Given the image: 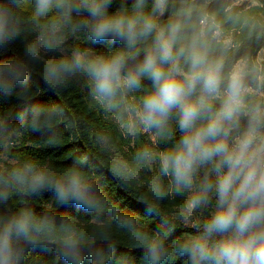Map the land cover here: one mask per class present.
<instances>
[{"label": "clouds", "instance_id": "1", "mask_svg": "<svg viewBox=\"0 0 264 264\" xmlns=\"http://www.w3.org/2000/svg\"><path fill=\"white\" fill-rule=\"evenodd\" d=\"M114 2L0 0V96H27L35 64L43 65L42 78L53 90L84 78L90 97L108 109L119 107L127 92L140 90L142 81L149 80L151 90L131 106L135 120L168 139L175 136V120L180 132L172 149L160 154V176L151 190L157 199L189 193V213L211 208L206 219L193 225L192 234L174 242L172 251L185 264H264V131L259 110L240 130L246 92L241 76L233 73L225 82L222 65L209 60L197 38L186 41L180 35V22L156 23L153 16L164 14L168 0H153L150 14L143 12L145 0H135L131 15L111 10ZM81 34L86 43L118 42L120 47L104 55L69 44ZM17 41L24 42V59L5 57ZM217 99L221 104L214 109ZM57 112L49 109L47 115ZM45 113L30 105L15 116L22 127L36 130L47 122L41 119ZM139 156L154 159L148 150ZM77 159L60 173L32 162L0 172V205L14 196L26 205L24 198L51 193L59 206L110 212L137 239L146 264H165L171 252L164 240L144 233L134 217L109 203L82 166L87 157ZM163 179L169 181L167 189ZM93 245L63 218L38 215L31 207L0 214V264H24L28 251L41 247L50 248L61 264H102L115 254Z\"/></svg>", "mask_w": 264, "mask_h": 264}, {"label": "trees", "instance_id": "2", "mask_svg": "<svg viewBox=\"0 0 264 264\" xmlns=\"http://www.w3.org/2000/svg\"><path fill=\"white\" fill-rule=\"evenodd\" d=\"M134 4L135 0H115L111 10L131 15L135 11ZM152 6L153 0H145L143 12L152 13ZM153 19L160 26L180 22L184 26L180 35L186 41L197 38L206 47L209 60L222 65L221 74L225 82L233 73L240 75L246 88L240 130L247 126L257 110L261 113L259 126L264 130V54L260 56L264 49V0L252 3H236V0H168L164 14H155ZM151 40L152 37H149L146 44H150ZM69 44L90 48L96 54L104 55L120 47L118 42L86 43L83 34L75 41L70 40ZM140 47H145V44ZM23 48L24 42L17 41L4 56L24 59ZM142 56L143 53L141 59ZM183 66L187 70V65ZM42 71V64L31 67V87L27 96L21 99L15 95L0 96V152L12 133L20 137L11 154L14 162L0 165V172L7 173L26 162H32L60 173L79 163L78 157H87V162L82 166L99 193L109 203L118 204L125 214L134 217L136 226L144 233L164 240L165 247L171 252L165 264H185L184 258L172 250L177 239L194 232L193 225L181 216L187 211L189 193L171 192L164 199H157L151 189L160 176L159 160L151 168L149 160L139 156L144 150L152 154L171 150L174 140L180 136L175 120L171 121L175 133L173 139L149 130L155 136L153 142L148 133L138 131L133 145L129 143L127 149L123 134L113 120L117 116L122 121H128L126 100L138 105L140 97L151 90V82L144 79L140 90L127 92L125 101L119 107L108 109L90 97L84 78L72 79L65 86L53 90L43 80ZM220 104L219 99L213 101L214 109H218ZM30 105L46 110L41 119L47 122L42 123L40 129L22 127L15 116L16 112L25 111ZM53 108L58 112L48 117L47 110ZM104 135L108 137V145L101 142ZM117 135L121 142L116 140ZM163 184L167 189L169 181L163 179ZM24 199L26 205L21 203L20 197L14 196L6 205H0V214H14L20 207H31L38 215L48 213L63 218L68 226L82 233L88 243L94 242V247L106 251L111 248L115 254L103 260L102 264H146L144 250L138 246L137 239L129 231L121 229L110 212L95 214L72 205L59 206L51 193ZM146 205H151L155 211ZM210 211L211 208L197 210L193 214L203 221ZM24 264L61 262L50 248L41 247L29 250ZM97 264H101V261H97Z\"/></svg>", "mask_w": 264, "mask_h": 264}, {"label": "rangeland", "instance_id": "3", "mask_svg": "<svg viewBox=\"0 0 264 264\" xmlns=\"http://www.w3.org/2000/svg\"><path fill=\"white\" fill-rule=\"evenodd\" d=\"M256 0H253V2ZM264 54V49L261 51L260 56H262ZM241 66V63L238 64L237 68L239 69ZM134 105L133 102L131 100H126V113H127V118L128 121H122L121 117H117L115 116V118L113 117V120L116 124H118V128L119 131L122 132L123 134V138H124V142H125V148H128L129 143H131V145H133V139L135 138V134L140 131L143 134H149L152 141L155 142V136L154 134H151L149 130H145L143 128L142 125H140L138 123V121L135 120V116L134 113L131 111V106ZM134 125V126H133ZM264 131V130H262ZM116 140L118 142H121V138L117 135ZM14 141L13 144H10L8 141ZM5 148L2 152H0V165L1 166H5L8 162H14V159L12 158V150L15 148V146L20 142V137L19 135L12 133L9 136ZM101 142L104 145H108V137L106 135H104L101 139ZM161 152L156 151L153 155H154V159L149 161L150 162V167L152 168L153 166H155V164L158 162V158L160 156ZM117 156V154H116ZM181 216H183L188 222H190V224L194 225L197 222H202L199 217L196 214L193 213H189L188 209L186 212L182 213ZM189 235V234H188Z\"/></svg>", "mask_w": 264, "mask_h": 264}, {"label": "built area", "instance_id": "4", "mask_svg": "<svg viewBox=\"0 0 264 264\" xmlns=\"http://www.w3.org/2000/svg\"><path fill=\"white\" fill-rule=\"evenodd\" d=\"M244 1L251 2V3L253 2V0H236V3H241V2H244ZM9 143L13 144L14 141L11 140V141H9Z\"/></svg>", "mask_w": 264, "mask_h": 264}]
</instances>
